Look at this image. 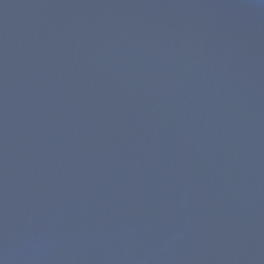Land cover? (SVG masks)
<instances>
[{
    "label": "water",
    "instance_id": "obj_1",
    "mask_svg": "<svg viewBox=\"0 0 264 264\" xmlns=\"http://www.w3.org/2000/svg\"><path fill=\"white\" fill-rule=\"evenodd\" d=\"M0 264H264V0H0Z\"/></svg>",
    "mask_w": 264,
    "mask_h": 264
}]
</instances>
